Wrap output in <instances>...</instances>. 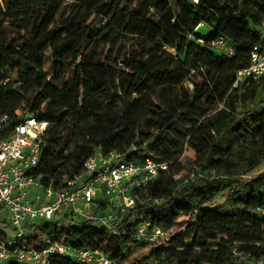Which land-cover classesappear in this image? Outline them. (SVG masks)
<instances>
[{
  "label": "trees",
  "instance_id": "16d2710c",
  "mask_svg": "<svg viewBox=\"0 0 264 264\" xmlns=\"http://www.w3.org/2000/svg\"><path fill=\"white\" fill-rule=\"evenodd\" d=\"M259 15H264V0H200L198 4L192 0H0V120L8 119L2 134L8 137L26 114L49 123L34 173L55 189L80 176L97 150L119 152L125 160L138 163L146 158L169 163L170 150L161 145L170 134L180 135L181 140L186 135L185 113L176 103L170 108L176 102L172 91L198 70L202 87H196L195 99L183 111L189 112L200 96L208 97L207 104H216L215 95L223 97V87L230 89L236 83L238 70L249 65L255 48L264 53V29L255 23ZM166 23L177 28L176 42L161 31ZM204 24L213 33L203 46L189 43L188 34ZM219 37L228 40L233 55L211 46ZM169 47L175 55L166 50ZM260 87L264 94V86ZM130 95L137 99L126 100ZM228 113L217 115L221 122L215 131L214 119L204 126L209 132L196 131L199 151L203 148L206 166L212 170L221 161L216 149L230 160L232 147L251 142L249 137L261 128L251 124L253 118L241 125ZM141 115L151 118L158 129L155 137L144 140L145 147L133 142ZM259 124L263 127L264 118ZM228 163L226 180L245 167L234 160ZM212 174L211 180L182 188L166 178L167 171L161 172L133 194L136 206L121 216L120 235L90 222L69 226L39 222L30 226L36 235L29 241L39 247L46 237L65 239L76 247L103 249L121 264L148 245L131 238L138 225L150 222L169 230L177 216L192 212L230 183L220 180L224 173L213 170ZM243 203L246 208L239 206ZM263 205L264 174L244 192L234 193L224 208L205 210L169 245L154 248L135 264H245L252 251H262L256 243L263 238L264 217L253 208ZM6 227L10 225L5 216L0 239L7 237ZM51 264L80 263L53 256Z\"/></svg>",
  "mask_w": 264,
  "mask_h": 264
},
{
  "label": "built area",
  "instance_id": "2783aa9c",
  "mask_svg": "<svg viewBox=\"0 0 264 264\" xmlns=\"http://www.w3.org/2000/svg\"><path fill=\"white\" fill-rule=\"evenodd\" d=\"M214 49L229 56L235 49L225 37L211 42ZM264 77V53L255 48L247 67L238 70L237 84ZM7 117L0 120V207L7 215L13 237L0 239V261L19 264H51V258H71L80 264H117L103 249L76 247L70 242L46 237L36 247L29 239L30 229L39 222L70 225L90 222L120 235L121 216L136 206L134 193L167 171L168 164L146 158L127 161L119 152L97 150L84 164L83 173L67 186L55 189L44 184L34 170L41 160L42 143L49 123L26 114L8 137L2 130ZM135 149V148H134ZM59 219V220H58ZM66 226V225H65ZM170 231L145 222L137 226L134 242L167 246Z\"/></svg>",
  "mask_w": 264,
  "mask_h": 264
},
{
  "label": "rangeland",
  "instance_id": "374dc122",
  "mask_svg": "<svg viewBox=\"0 0 264 264\" xmlns=\"http://www.w3.org/2000/svg\"><path fill=\"white\" fill-rule=\"evenodd\" d=\"M192 1L195 4H198L200 0ZM95 17L96 16L94 15L91 20L95 21ZM103 21L107 22L105 20ZM255 23H259L264 29V15L257 16ZM162 28L161 31L165 33L166 38L169 39L170 42H176V38L178 37L177 28H172L167 23L163 25ZM212 33V27L208 24H204L200 27L199 30L196 31V33L193 32L188 34V41L189 43H194V46H203L205 39ZM129 38L135 39V37ZM166 50L169 53L175 55V50L172 47L166 48ZM49 54L51 53L48 52V55ZM184 59L185 58H182V61H184ZM190 59H192V57ZM46 65V67L49 68V64L47 63ZM203 81L204 79L202 78L198 70L192 71L187 76V79L172 91V94L174 95V101L176 102H173L170 108H172V106L176 103V108L178 110H181L182 108V114L185 113L186 121L182 122V130L186 132V135L184 136V138L182 137L181 140L180 135L170 134L166 139V144L163 143L161 145L163 148L164 146L166 148H169L171 153L170 160L168 161L169 163H167L168 169L166 178L168 180L172 178L177 182L176 185L182 184V188H186L190 185H194L195 183H199V180H211L210 178L214 176L212 174L214 170L215 172H219L220 174L224 173L220 179L221 181H230V183L224 185L220 193H214L210 195L206 201H202V205H200V207L194 208L192 212L183 213L177 216L175 218L176 222L174 221L175 223L172 224L171 229H169L171 233L170 241H172L180 231L186 229L188 225L196 222L199 219V216L205 210L216 209L219 207L224 208L226 203L231 199L234 193H240L242 190L244 192V189H246L249 184H251L258 177L264 174V125L262 127L259 124L261 119L264 118V94H261L262 92L260 89L261 85L264 86V77L253 80V82L247 85L234 83L230 89L227 87H223L225 89V94H222L223 97L218 96V93L215 95L216 104H207L206 100H208V97L200 96L194 101L193 104H191L192 107L189 112L183 111V107L186 104L190 103L193 99H195L196 87H202ZM125 99L128 101H134L137 99V97L135 95H130ZM157 103L163 104V102L161 103L160 101H157ZM162 108L165 111L164 105L162 106ZM224 110H228L230 112L228 113L230 118H234L236 122L241 121V125L243 122H246L247 120H251L253 118L255 122L253 121L251 122V124L253 126L255 125L257 128H261L259 129L260 131L254 132V134L249 137L251 138V142L245 143V145H243L241 148H237L236 146L232 147L231 152L233 153V158L230 160L227 159L228 157H226L225 154H222V150L216 149L215 154L220 155V157H217L219 159L221 158V161L218 162L219 164L214 165L215 167H213L212 170L210 168H207L206 166L208 165V163L206 162L207 158L203 153H201V149L203 148H201L199 151V141L197 139L198 136L196 135V131L203 128L204 130H206V132H209V129L204 128V126L206 124H209L212 119H214V121L216 120L215 126L212 127L215 131L216 127L221 122L220 118L218 119L217 115H219L220 112ZM140 117L141 119L138 122L133 142L142 144V146L145 147L146 142L144 140H147L148 137H155L158 134V131H156L158 129L156 128V123L151 118H146L144 115H141ZM141 133L146 134V137H144V135H141ZM233 160L237 163L238 166H241V168L242 165H244L245 167L240 170L241 174L235 176L234 178L226 180L224 179L226 178L225 171L229 170L230 168V164L228 163V161ZM213 164L214 163L212 162V165ZM228 185L230 186L228 187ZM244 194L247 195L246 191ZM161 203L162 202H160L159 204ZM239 206L242 208H246L245 203L240 204ZM253 210L254 212L256 211L262 217H264V205L256 206L255 208H253ZM5 216L7 218L6 213L0 210L1 223L5 221ZM61 223L62 225L66 226L70 225L64 221H62ZM5 231L9 237H13L14 231L10 227H6ZM187 244H189V242H187ZM256 246L262 251H252L251 259H244L245 264H264V231L262 240L257 242ZM157 247H159V245H147V247L141 250H137L129 259H127V261L121 264H135L137 261L149 256L151 251ZM235 247H240L239 243H236ZM0 264H7V262L0 261Z\"/></svg>",
  "mask_w": 264,
  "mask_h": 264
}]
</instances>
